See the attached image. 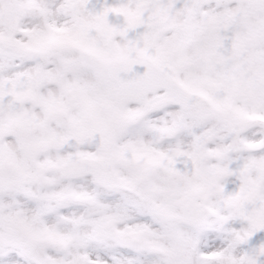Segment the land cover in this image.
I'll return each instance as SVG.
<instances>
[{"label": "snow or ice", "instance_id": "obj_1", "mask_svg": "<svg viewBox=\"0 0 264 264\" xmlns=\"http://www.w3.org/2000/svg\"><path fill=\"white\" fill-rule=\"evenodd\" d=\"M0 264H264V0H0Z\"/></svg>", "mask_w": 264, "mask_h": 264}]
</instances>
